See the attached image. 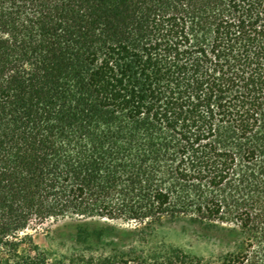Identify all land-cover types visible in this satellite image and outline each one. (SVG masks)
<instances>
[{
    "label": "trees",
    "instance_id": "1",
    "mask_svg": "<svg viewBox=\"0 0 264 264\" xmlns=\"http://www.w3.org/2000/svg\"><path fill=\"white\" fill-rule=\"evenodd\" d=\"M68 218L132 228L28 231ZM0 264H264V0H0Z\"/></svg>",
    "mask_w": 264,
    "mask_h": 264
},
{
    "label": "rangeland",
    "instance_id": "2",
    "mask_svg": "<svg viewBox=\"0 0 264 264\" xmlns=\"http://www.w3.org/2000/svg\"><path fill=\"white\" fill-rule=\"evenodd\" d=\"M111 225L116 228L130 229L132 226L124 220L109 219H64L34 223L29 232L33 234L37 244L48 252L60 255L68 252L77 243L76 232L79 224ZM226 231L217 226L196 221L190 217L167 220L153 235V240L182 248L184 251L200 255L217 257L232 248ZM111 238V236L109 237Z\"/></svg>",
    "mask_w": 264,
    "mask_h": 264
}]
</instances>
